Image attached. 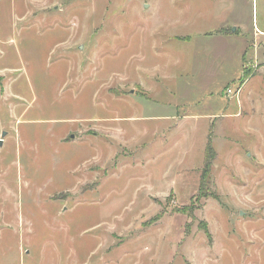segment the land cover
Segmentation results:
<instances>
[{
  "label": "rangeland",
  "instance_id": "obj_1",
  "mask_svg": "<svg viewBox=\"0 0 264 264\" xmlns=\"http://www.w3.org/2000/svg\"><path fill=\"white\" fill-rule=\"evenodd\" d=\"M259 1L176 45L171 0H0V264H264Z\"/></svg>",
  "mask_w": 264,
  "mask_h": 264
},
{
  "label": "crops",
  "instance_id": "obj_2",
  "mask_svg": "<svg viewBox=\"0 0 264 264\" xmlns=\"http://www.w3.org/2000/svg\"><path fill=\"white\" fill-rule=\"evenodd\" d=\"M257 1H258L257 6L259 7L260 1L259 0H257ZM207 3H208L207 7L203 6V8H198L197 5H195L191 2L186 3V2H183V0H171L170 9H161L159 11V15H160V17H163V21H166L165 19H167V18L173 17L172 18L173 20H169V21H171L172 23L174 21L173 27H171V29L173 30V28H174L176 33H173L171 41H174V39H175V42L177 45L178 43L179 44L180 43H188L192 37H195V36L199 37L202 35L210 36L211 38H215V39L221 38L222 40H225V41H228L230 39H234L236 37H238L239 39H242L243 37H245V35H244L245 32H244V30H242L241 26H239V25L235 27L234 31H232V29L234 28V25L229 23L228 17H227L228 11L230 9H233V7L230 4L231 3L230 0H207ZM261 4L263 5V16H264V0H261ZM207 11H208V18H209V31L204 30L203 32H199V34H196L195 29L197 30V28L199 27V24L196 23L195 20L194 21H187V18L190 16H193V15H197L198 13L203 14L204 12H207ZM142 15L147 17V14L145 15L144 13H142ZM256 16L257 17H256V19H254V23H253L254 39L252 40V42H253L254 47H255V45H257L255 48H258V49L260 48L258 56L260 58L263 57V59H264V17L262 18V20L259 18L258 9H257V15ZM147 26H149V25H147ZM144 28H146V27H144ZM146 30L148 31V27L146 28ZM160 32H161V29H158V31L152 35H154L155 38H157L158 34H160ZM159 36H162V35H159ZM163 36H165V34ZM167 39H168V37H167ZM239 64L241 65L242 62H240ZM163 78L166 79V77H163ZM149 91L154 94L153 91H155V90H153V87H151L149 89ZM161 93H163V92H161ZM241 94H242V92H241ZM231 103L232 102H229V104H230L229 108H228L229 110L231 109L230 108ZM239 107L242 108L243 106L241 107V106H238V104H237V108H239ZM222 109L223 108H221V110L219 111V113L217 115H214V116L211 115L213 118H211V116L207 114L206 117H204V119L205 120L206 119L211 120V119L218 118L219 116L223 115L221 112ZM237 110L238 111L233 112V114L231 113L230 117H236V118L240 117V115L237 114V112H239V109H237ZM234 111H235V109H234ZM163 118H166L167 120H171V121L173 120V118L171 116H165ZM190 118L191 117H185V119H190ZM158 119H161V117H159ZM208 142H209V140H208ZM204 166H205V164H204Z\"/></svg>",
  "mask_w": 264,
  "mask_h": 264
},
{
  "label": "trees",
  "instance_id": "obj_3",
  "mask_svg": "<svg viewBox=\"0 0 264 264\" xmlns=\"http://www.w3.org/2000/svg\"><path fill=\"white\" fill-rule=\"evenodd\" d=\"M206 154H207V157H206L205 166L203 169L204 170L203 171V179L208 178V176L212 173L213 164H214V162L218 156V154H216V151L213 148L212 141H210L207 145Z\"/></svg>",
  "mask_w": 264,
  "mask_h": 264
},
{
  "label": "built area",
  "instance_id": "obj_4",
  "mask_svg": "<svg viewBox=\"0 0 264 264\" xmlns=\"http://www.w3.org/2000/svg\"><path fill=\"white\" fill-rule=\"evenodd\" d=\"M226 93H227V97H229L231 99L235 98L236 96L239 97V95H240V91L239 90H236V92H234L232 89H228L226 91Z\"/></svg>",
  "mask_w": 264,
  "mask_h": 264
},
{
  "label": "water",
  "instance_id": "obj_5",
  "mask_svg": "<svg viewBox=\"0 0 264 264\" xmlns=\"http://www.w3.org/2000/svg\"><path fill=\"white\" fill-rule=\"evenodd\" d=\"M7 136V133L5 132L4 134H3V137H6ZM3 144V140H1L0 141V146Z\"/></svg>",
  "mask_w": 264,
  "mask_h": 264
}]
</instances>
